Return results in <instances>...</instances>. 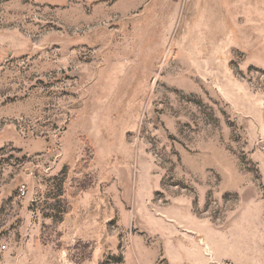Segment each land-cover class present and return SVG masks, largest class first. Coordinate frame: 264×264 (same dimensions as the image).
Listing matches in <instances>:
<instances>
[{
  "label": "rangeland",
  "instance_id": "rangeland-1",
  "mask_svg": "<svg viewBox=\"0 0 264 264\" xmlns=\"http://www.w3.org/2000/svg\"><path fill=\"white\" fill-rule=\"evenodd\" d=\"M0 264H264V0H0Z\"/></svg>",
  "mask_w": 264,
  "mask_h": 264
}]
</instances>
